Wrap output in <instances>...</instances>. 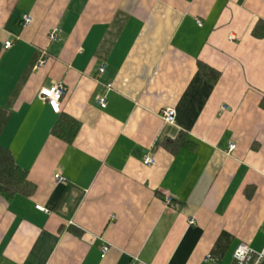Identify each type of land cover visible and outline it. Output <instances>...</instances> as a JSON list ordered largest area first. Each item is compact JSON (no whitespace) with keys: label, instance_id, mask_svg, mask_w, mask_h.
<instances>
[{"label":"crops","instance_id":"0c3cea01","mask_svg":"<svg viewBox=\"0 0 264 264\" xmlns=\"http://www.w3.org/2000/svg\"><path fill=\"white\" fill-rule=\"evenodd\" d=\"M261 24L264 0H0V147L25 172L24 192L0 193V264H231L240 243L260 251ZM58 83L54 113L39 92ZM62 117L77 123L71 142L54 134Z\"/></svg>","mask_w":264,"mask_h":264},{"label":"built area","instance_id":"2783aa9c","mask_svg":"<svg viewBox=\"0 0 264 264\" xmlns=\"http://www.w3.org/2000/svg\"><path fill=\"white\" fill-rule=\"evenodd\" d=\"M30 21H31L30 17H25L24 19L25 24H28ZM58 32H59L58 29H53L49 33L48 39L50 42L57 41ZM11 45H12L11 41L6 42L4 44V49L10 48ZM45 61H46V52L43 51L42 58L38 62L36 67L39 68L43 66L45 64ZM104 71H105V65H102L97 69L98 75L103 74ZM65 92H66L65 87L61 83H58L49 88L41 89L39 92V95L43 100H45L48 103V105L50 106V108L52 109L54 113H58L60 111V104H61L62 99L64 98ZM98 104L101 108L105 107V102L103 99L98 100ZM174 116H175V113L172 108H167L162 111V119L166 123H169V124L173 123ZM234 148H235V145L229 144L228 152L233 151ZM142 164L145 166H153L154 160L148 156H144L142 159ZM53 179L55 183L57 184L63 183L65 181V179L58 174H55L53 176ZM163 200H164L165 205H171L172 203V198L168 194L164 196ZM36 209L40 212H45V209L41 206H36ZM190 223H192V221H190ZM107 251H108V247L105 245L102 246L101 248L102 257L105 256ZM210 260H211V257L209 256L206 257L205 259V261H210ZM231 264H264V246L260 251H254L251 248H249L247 244L240 243L236 247L233 253Z\"/></svg>","mask_w":264,"mask_h":264},{"label":"trees","instance_id":"16d2710c","mask_svg":"<svg viewBox=\"0 0 264 264\" xmlns=\"http://www.w3.org/2000/svg\"><path fill=\"white\" fill-rule=\"evenodd\" d=\"M262 24L256 25L252 31L255 38L264 39V29ZM209 77L215 73L206 70ZM77 131V123L69 117H62L55 127L54 134L65 142H71ZM25 172L19 169L7 149L0 147V193L13 195L24 192Z\"/></svg>","mask_w":264,"mask_h":264}]
</instances>
